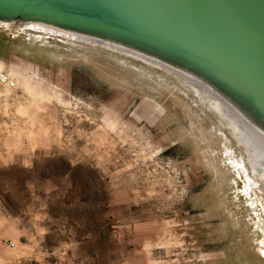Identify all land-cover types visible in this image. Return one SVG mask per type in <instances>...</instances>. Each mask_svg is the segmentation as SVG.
<instances>
[{
	"label": "rangeland",
	"instance_id": "rangeland-1",
	"mask_svg": "<svg viewBox=\"0 0 264 264\" xmlns=\"http://www.w3.org/2000/svg\"><path fill=\"white\" fill-rule=\"evenodd\" d=\"M33 24L0 19L17 83L0 96V264H264V160L214 96L142 48Z\"/></svg>",
	"mask_w": 264,
	"mask_h": 264
},
{
	"label": "water",
	"instance_id": "water-1",
	"mask_svg": "<svg viewBox=\"0 0 264 264\" xmlns=\"http://www.w3.org/2000/svg\"><path fill=\"white\" fill-rule=\"evenodd\" d=\"M5 18L142 48L196 72L264 124V0H0Z\"/></svg>",
	"mask_w": 264,
	"mask_h": 264
},
{
	"label": "bare ground",
	"instance_id": "bare-ground-1",
	"mask_svg": "<svg viewBox=\"0 0 264 264\" xmlns=\"http://www.w3.org/2000/svg\"><path fill=\"white\" fill-rule=\"evenodd\" d=\"M1 20H9V18H5V19H1ZM36 24H33V26L35 25H40V28H42V30H46L47 27H49L50 29L52 27H56L57 25H54V24H50V23H46V22H42V21H37L35 20ZM59 27V26H58ZM63 30H71L72 29H69L67 27H64V26H61ZM64 27V28H63ZM57 28V27H56ZM60 28V27H59ZM75 30V29H74ZM72 31L73 33L74 32H77L78 35H83L84 37H87L86 34L87 32H83V31H78V30H75V31ZM50 31V30H49ZM53 31V29L51 30ZM70 31V32H71ZM62 34V33H61ZM64 34V33H63ZM76 34V33H75ZM75 34H73L72 36H75ZM91 35H89L88 37L90 38H95V39H99L100 38V42H103L105 44H109L111 45L109 42H107V40L109 39H105L107 37L105 36H99L97 34H93V33H90ZM65 35V34H64ZM71 36V35H70ZM104 38V40H103ZM113 41V40H112ZM114 44V43H113ZM128 45V44H127ZM119 46V44H118ZM125 48L126 46L123 45ZM117 47V46H116ZM120 48V46H119ZM129 48V46L127 47ZM126 48V49H127ZM136 48V47H135ZM122 49H124L122 47ZM125 49V50H126ZM131 49V48H129ZM137 49V48H136ZM128 50V49H127ZM141 50V49H139ZM142 51V50H141ZM145 51V50H143ZM145 54L146 56L151 57V60L154 61V59H157L158 62H155V63H158L160 64L161 66L171 70V71H176L177 74H180L183 76V78L185 79H189L191 80V82H195V83H198V85H200V87L203 88V91H205L207 94L209 95H213L214 98H212L211 100H214L212 103L213 107H215V109L219 112V114L224 118L226 119V121L233 127V132L234 134L236 135L238 141L240 143H243L245 144V147L247 149V151H251L252 154L254 155L253 156V159L256 161H261L262 159L264 160V148L260 149L259 145H258V142L262 144V141L264 142V140L262 139V137L264 136V124H261L260 126H256V127H252L251 125H249L247 122H246V118H247V115H242V116H238V106L236 105H233V104H230L227 100H229L227 97H229L227 94L225 95V93L221 90H218V88H215L214 85L210 84L209 81L205 80L202 76L196 74V72L190 70V69H187L185 68L184 66L182 65H178L172 61H169L167 60L166 58H163V57H154V54H152L151 52H148V51H145ZM153 57V58H152ZM1 68H2V62L0 61V73L2 72L1 71ZM6 74V73H5ZM8 75V74H6ZM32 76V75H31ZM35 76V75H33ZM9 77V80L11 83H13L14 87H15V84H17L13 78H11L10 76ZM32 79V78H31ZM25 81L29 82L30 83V80L25 79ZM197 85V84H196ZM217 87V86H216ZM4 93L6 94V91L9 90V89H12V87L9 85V83L5 84L4 85ZM205 95V93H204ZM216 95H219L216 96ZM224 98V99H222ZM227 98V100L225 99ZM230 98V97H229ZM231 99V98H230ZM209 104V103H208ZM217 112V113H218ZM237 120V122L235 121V119ZM253 118L257 121L258 119L253 116ZM259 121V120H258ZM238 123V124H237ZM255 128V129H254ZM261 140H260V139ZM264 145V143H263ZM256 161V162H257ZM259 164V162H257ZM255 168V167H254ZM264 173V172H263ZM263 176V174H262ZM247 179V178H246Z\"/></svg>",
	"mask_w": 264,
	"mask_h": 264
},
{
	"label": "built area",
	"instance_id": "built-area-1",
	"mask_svg": "<svg viewBox=\"0 0 264 264\" xmlns=\"http://www.w3.org/2000/svg\"><path fill=\"white\" fill-rule=\"evenodd\" d=\"M7 83H9V85L11 87H14L13 83L10 82L8 75H6L4 71H2L0 73V96H1V99H3V100L5 99L3 97L5 95L3 88H4V85ZM10 244H12V243H10Z\"/></svg>",
	"mask_w": 264,
	"mask_h": 264
}]
</instances>
